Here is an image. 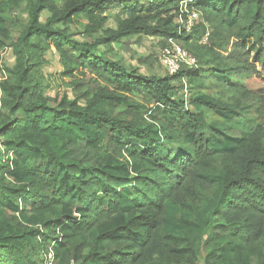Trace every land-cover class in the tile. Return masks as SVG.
<instances>
[{
    "label": "trees",
    "instance_id": "obj_1",
    "mask_svg": "<svg viewBox=\"0 0 264 264\" xmlns=\"http://www.w3.org/2000/svg\"><path fill=\"white\" fill-rule=\"evenodd\" d=\"M183 1L202 20L192 32L176 22ZM21 8L0 82V264H43L50 249L54 264H264V121L249 113L264 115V94L245 82L264 81V0H0L4 38ZM111 8L104 36L68 32ZM133 35L183 42L197 67L147 75L100 51ZM51 48L72 98L35 74Z\"/></svg>",
    "mask_w": 264,
    "mask_h": 264
},
{
    "label": "rangeland",
    "instance_id": "obj_2",
    "mask_svg": "<svg viewBox=\"0 0 264 264\" xmlns=\"http://www.w3.org/2000/svg\"><path fill=\"white\" fill-rule=\"evenodd\" d=\"M49 16V12L43 11L40 20L44 22ZM104 16L106 19L100 24H97L92 31L85 30L88 26H91V24H89L88 19L84 16L75 19L72 23L68 24L66 28L69 33L74 35V38L81 41L93 42L97 37L104 36V30L107 28L114 29L117 26L116 9L111 8ZM7 18L12 22L10 27L11 34L9 39L0 35V82H2L7 76L6 68L12 67L15 64L13 46L11 44L18 37L20 31H22V24H25L28 15L25 9L21 8L20 10L7 15ZM201 21V18H199L194 25H198ZM59 26L63 27L62 24ZM192 30L193 29L189 32H192ZM158 42H161V38L157 36L133 35L122 38L119 43H113L109 48L105 46H100L99 48L100 51H104L108 57L121 60L129 68H137L139 72L147 75L164 76L166 75L167 70L160 62V54L163 47L159 45ZM229 42V49H232L234 46L233 39H229ZM181 44L182 47L191 53L197 60L194 53L186 49L183 46V42ZM145 59L149 62H144ZM43 60L40 70L35 74H37L39 83L44 87V92L52 97L68 95L72 98L73 85H71V82L73 79L70 76H62V66L59 61L58 52L53 48L48 49L43 56ZM89 76V74H86V77ZM245 82L248 88L254 90L258 94H264V81L255 74L246 77ZM177 88V96H182L186 102H189V98L193 93L191 87L184 82L183 85H177ZM217 88L218 86L212 82L209 87L205 88V92L214 93ZM130 99L136 102H142V97L138 94H131ZM187 106L189 105L187 104ZM249 113L252 116H256L259 121H264V115L256 111V108L250 110ZM145 115L147 114L144 113V116ZM211 118L212 116H210V119ZM215 118L219 119L217 116H215ZM241 122V124L232 122V127L228 130V133L240 136L244 131H247V123H243V121ZM199 264H203V262L200 261Z\"/></svg>",
    "mask_w": 264,
    "mask_h": 264
},
{
    "label": "built area",
    "instance_id": "obj_3",
    "mask_svg": "<svg viewBox=\"0 0 264 264\" xmlns=\"http://www.w3.org/2000/svg\"><path fill=\"white\" fill-rule=\"evenodd\" d=\"M200 18L199 12L195 8H189L188 3L183 1L180 5V10L176 18L180 30L183 28L189 32L194 23ZM210 29H207L202 42H208ZM160 62L170 74H175L181 70L183 66L196 68V58L185 50L179 42L174 38H169L166 45L162 48L160 54ZM43 264H54L53 252L50 249L44 258Z\"/></svg>",
    "mask_w": 264,
    "mask_h": 264
}]
</instances>
